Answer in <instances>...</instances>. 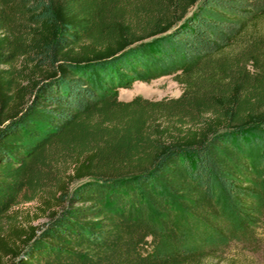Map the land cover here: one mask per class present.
Wrapping results in <instances>:
<instances>
[{
  "label": "trees",
  "instance_id": "16d2710c",
  "mask_svg": "<svg viewBox=\"0 0 264 264\" xmlns=\"http://www.w3.org/2000/svg\"><path fill=\"white\" fill-rule=\"evenodd\" d=\"M263 18L264 0H0V264H212L252 235ZM167 76L176 98L118 97ZM36 200L46 221L19 226Z\"/></svg>",
  "mask_w": 264,
  "mask_h": 264
},
{
  "label": "rangeland",
  "instance_id": "374dc122",
  "mask_svg": "<svg viewBox=\"0 0 264 264\" xmlns=\"http://www.w3.org/2000/svg\"><path fill=\"white\" fill-rule=\"evenodd\" d=\"M264 33V18L259 24ZM181 94V88L172 80L171 76L161 77L150 83L135 82L131 88L120 89L118 97L121 100H130L140 95L146 99L159 100L176 98ZM16 223L21 225L38 226L46 221L40 210V202L22 203L13 209ZM254 233L239 231L226 245L217 249V263L212 264H264V220H263V190L260 198V207L257 218L252 224ZM239 230V229H238Z\"/></svg>",
  "mask_w": 264,
  "mask_h": 264
}]
</instances>
